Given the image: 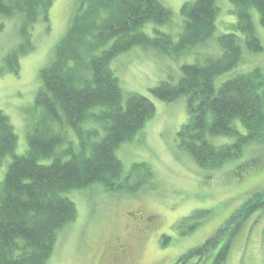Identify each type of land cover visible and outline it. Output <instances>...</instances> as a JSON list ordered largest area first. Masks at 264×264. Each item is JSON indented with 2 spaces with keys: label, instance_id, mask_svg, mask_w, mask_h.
Here are the masks:
<instances>
[{
  "label": "trees",
  "instance_id": "obj_1",
  "mask_svg": "<svg viewBox=\"0 0 264 264\" xmlns=\"http://www.w3.org/2000/svg\"><path fill=\"white\" fill-rule=\"evenodd\" d=\"M229 1L238 6L234 28L244 34L247 50H262L248 8H256L264 29V0ZM52 3L0 0V15L20 14L25 27L44 18ZM180 13L182 28L174 41L168 33L156 30L151 37L140 29L146 22L171 21V10L160 0H79L50 62L40 69L36 114L27 111L25 153L13 154L17 137L8 116L0 111V163L12 154L0 180V264H45L57 231L76 216L74 203L63 192L101 182L108 191L134 193L152 183L148 164L135 163L124 172L115 151L153 115L154 104L137 93L124 97L110 62L134 46L183 52L212 36L215 0L185 1ZM21 35L26 39L28 31L21 30ZM217 41L221 55L205 54L202 62L183 64L177 81H161L150 89L162 101L186 96L187 118L177 132V143L203 168H217L238 156L246 144L264 142V70L234 75L215 90L214 77L241 58L235 33H223ZM27 49L20 45L5 56L8 70L17 68V54ZM94 108L100 109L92 112ZM235 119L244 132L237 129ZM88 121L102 127L98 141H91L98 130L85 127ZM69 131L78 136V151L69 145ZM224 136L233 141L215 142ZM64 143L68 145L57 150ZM46 158H51L49 164L40 162ZM200 217L197 211L183 220ZM197 223L194 220L188 229Z\"/></svg>",
  "mask_w": 264,
  "mask_h": 264
},
{
  "label": "rangeland",
  "instance_id": "obj_2",
  "mask_svg": "<svg viewBox=\"0 0 264 264\" xmlns=\"http://www.w3.org/2000/svg\"><path fill=\"white\" fill-rule=\"evenodd\" d=\"M185 1L193 0H160L171 10V21L146 22L140 29L151 37L156 30L168 33L176 41L183 21L180 8ZM78 3L53 0L45 19L39 17L25 27L20 14L0 15V111L8 116L17 137L14 155L26 152L27 113L36 114L34 99L41 84L40 69L50 62ZM215 4V29L204 43L183 52L134 46L111 60L124 97L137 93L154 104L153 115L132 140L121 143L115 151L124 172L135 163L148 164L153 171L152 183L134 193L108 191L101 182L63 192L74 203L76 216L57 231L45 264H264V142L246 144L238 156L217 168L200 167L177 143V132L187 118L186 96L162 101L150 90L161 81H177L183 64L202 62L205 54L221 55L217 37L228 32L238 36L241 58L233 68L214 77L215 90L234 75L254 68L264 70V29L256 8L249 7L248 11L263 49L251 52L244 34L234 28L238 6L229 0H215ZM21 30L28 31L26 39ZM20 45L29 49L17 54V68L10 71L3 59ZM234 124L244 132L238 119ZM85 127L98 130L91 141H98L104 133L98 122L88 121ZM67 138L78 151V136L69 131ZM232 141L233 137L226 136L215 140ZM11 161L12 154L1 161L0 180ZM40 162L49 164L51 158ZM197 211L200 218L183 220ZM194 220L198 223L189 230ZM122 234L130 252L120 259L115 239Z\"/></svg>",
  "mask_w": 264,
  "mask_h": 264
},
{
  "label": "flooded vegetation",
  "instance_id": "obj_3",
  "mask_svg": "<svg viewBox=\"0 0 264 264\" xmlns=\"http://www.w3.org/2000/svg\"><path fill=\"white\" fill-rule=\"evenodd\" d=\"M145 219L147 221H149L148 217H145ZM131 224H133L135 226H138L137 222H135V223L132 222ZM139 229H140V231L145 230V229L142 228V223L141 222L139 223ZM115 243H116L115 249H116L118 257L120 259H123V258L127 257L129 252H130V250H129L130 248H129L128 240H126L124 238L123 234H122V236H116Z\"/></svg>",
  "mask_w": 264,
  "mask_h": 264
}]
</instances>
